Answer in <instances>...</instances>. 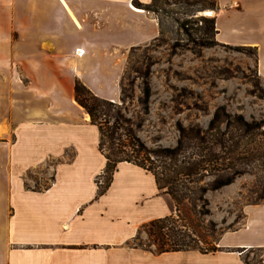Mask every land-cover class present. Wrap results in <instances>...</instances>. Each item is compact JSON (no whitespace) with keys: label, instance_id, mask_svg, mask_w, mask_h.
<instances>
[{"label":"crops","instance_id":"0c3cea01","mask_svg":"<svg viewBox=\"0 0 264 264\" xmlns=\"http://www.w3.org/2000/svg\"><path fill=\"white\" fill-rule=\"evenodd\" d=\"M133 1L0 0V264H250L255 251L264 264V201L243 207L241 227L224 231L216 251L156 253L130 243L174 209L152 173L118 162L97 193L105 158L73 83L119 98L128 51L160 33ZM215 6V39L254 47L264 79V0ZM45 165L50 182L27 183Z\"/></svg>","mask_w":264,"mask_h":264},{"label":"rangeland","instance_id":"374dc122","mask_svg":"<svg viewBox=\"0 0 264 264\" xmlns=\"http://www.w3.org/2000/svg\"><path fill=\"white\" fill-rule=\"evenodd\" d=\"M152 7L157 11L151 13L161 22L160 33L128 51L120 96L114 102L127 120L120 130L121 139H132L139 150L132 156L128 147L121 148V156L142 160L149 168L156 153L176 146L180 129L185 135L192 130L206 131L217 108L232 116L242 115L249 122L264 121V79L256 72L255 48L220 43L210 33L200 31L204 22L199 17L213 16L214 0H154ZM176 18L192 20L190 35L179 28ZM218 125L223 131L225 121ZM231 131L238 140L233 152L214 150L228 159L231 155L236 158V177L228 185L208 189L205 206L183 201L184 214L199 236L200 249L213 247L224 231L240 228L245 205L264 201V153L257 157L251 154L255 149L264 151V126L253 134ZM184 142L185 146H196L192 136ZM104 150L108 152L107 142ZM165 161L167 166L173 162ZM48 167L30 172L27 183L40 186L50 182L51 176L43 174ZM105 179V175L98 177V184L103 186ZM211 179L204 173L196 184L205 185ZM130 243L153 249L141 227ZM245 258L250 264H259L257 251L246 253Z\"/></svg>","mask_w":264,"mask_h":264},{"label":"trees","instance_id":"16d2710c","mask_svg":"<svg viewBox=\"0 0 264 264\" xmlns=\"http://www.w3.org/2000/svg\"><path fill=\"white\" fill-rule=\"evenodd\" d=\"M153 3L154 0L149 3H141L138 0L133 1L136 7L156 13V8L152 7ZM156 18L161 29L160 19L157 16ZM199 19L204 22V26L200 29L202 34L210 33L215 36L214 16L209 18L199 17ZM175 21L178 22L179 28L185 34L190 35L192 20H179L176 18ZM193 21L196 22L197 19ZM73 92L74 100L88 114L90 122L97 126L99 132L98 149L105 158V165L100 176L105 175L106 179L103 186L98 184L97 178L95 179L97 193L102 194L106 190L118 162L127 161L137 164L152 173L158 189L167 193L174 205V209L169 214L151 219L141 225L149 242V247H153L156 253L189 249L208 253L219 249L216 243L211 248L200 249L198 245L199 236L184 214L183 201L187 199L193 204L199 202L201 206H205L207 202L204 199V194L208 189L216 190L230 184L238 174V171L234 168L236 158L231 155L228 159L229 156L221 155L214 150V147L219 148L221 151L226 150L225 153L233 152L238 140L234 137L235 134H233L231 128L236 132H241V135L253 134L255 130L264 126V121L249 122L242 115L232 116L226 114L223 108H217L212 114L206 131L192 130L185 135L183 130L180 129V137L176 146L165 149L164 152L156 153V160L151 161L152 166L149 168L142 160H137L134 157H122L120 154L122 153L121 148L128 147L131 150V155L139 150L136 149L132 139L129 138L128 141L121 139L120 130L124 129L127 120L120 116L118 105L113 101L95 95L78 78L74 79ZM147 92L148 89L145 93L147 94ZM223 120L225 121V128L221 131L218 123ZM189 136L196 140V146L184 145V140ZM106 142L108 152L104 150ZM188 146L191 147L190 150L187 149ZM194 149L196 150L193 151ZM262 153L264 151L255 149L254 153L251 154L253 157H257ZM165 160L173 162L167 166L164 165ZM161 166L162 170L158 171L157 169ZM204 173L211 175L212 179L205 185L196 184Z\"/></svg>","mask_w":264,"mask_h":264},{"label":"bare ground","instance_id":"6f19581e","mask_svg":"<svg viewBox=\"0 0 264 264\" xmlns=\"http://www.w3.org/2000/svg\"><path fill=\"white\" fill-rule=\"evenodd\" d=\"M207 13H209V11Z\"/></svg>","mask_w":264,"mask_h":264}]
</instances>
